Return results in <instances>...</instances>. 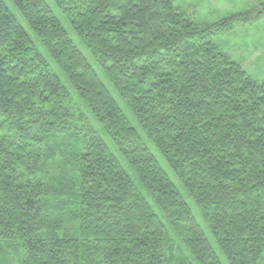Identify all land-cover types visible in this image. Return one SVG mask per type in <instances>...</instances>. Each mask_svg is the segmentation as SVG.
Segmentation results:
<instances>
[{"label":"trees","instance_id":"obj_1","mask_svg":"<svg viewBox=\"0 0 264 264\" xmlns=\"http://www.w3.org/2000/svg\"><path fill=\"white\" fill-rule=\"evenodd\" d=\"M10 1L87 112L0 0V264H224L48 2ZM51 1L226 264H264V81L210 39L264 0L209 26L172 0Z\"/></svg>","mask_w":264,"mask_h":264},{"label":"rangeland","instance_id":"obj_2","mask_svg":"<svg viewBox=\"0 0 264 264\" xmlns=\"http://www.w3.org/2000/svg\"><path fill=\"white\" fill-rule=\"evenodd\" d=\"M7 7L10 9L11 13L14 15L16 20L26 29L32 40L35 42L37 48L40 52L46 56L48 63L50 64V68L52 71L59 76L62 83L66 86L68 91L73 96L72 99L78 108L82 111L87 110L83 107V105L79 102V98L77 100V96L73 89L68 84L65 76L62 74L60 69L57 67L55 62L47 56L46 51L42 47L41 43L35 38L32 31L27 26L22 15L18 12V10L13 6L10 0H3ZM48 4L52 7L55 15L61 21L63 26L67 29L70 34V37L75 42L76 46L83 53L88 63L95 69L98 74L100 80L104 83L106 88L110 91L114 99L116 100L118 106L126 116L129 123L138 131V135L140 137L141 142L146 145L149 151L157 158L161 167L167 173L171 181L176 185L184 199L186 200L190 211L193 217L201 226L204 231L205 236L209 240V242L214 247V250L222 260L224 264H226L225 258L219 251L216 246L214 239L212 238L208 228L206 227L199 210L195 206L192 199L186 194L184 191L180 181L174 175V173L169 169L167 164L165 163L163 157L158 153L157 149L154 147V144L151 140L144 134L141 130L138 121L134 117V115L127 108L125 103L121 100V98L114 91L112 85L105 78L103 72L100 70L96 61L89 54L88 50L82 45L76 34L72 32L70 26L67 24V21L63 18L62 14H60L59 10L53 6L51 0H46ZM174 5L179 8L180 11H183L186 15H188L195 23L199 25L209 26L214 25L224 19L229 18L232 15L238 13H248L253 12L257 13V8L261 0H172ZM211 41L216 44L223 52L227 53L231 56V58L237 63L241 64L243 68L246 69L247 73L258 83H262L264 81V15L258 18L255 21L246 23L233 25L231 28L226 29L223 32H219L210 36ZM87 115V114H86ZM89 121H91L92 125L100 132V134L104 137L106 143L108 144L111 151L115 154L117 159L119 160L122 167L128 173V175L134 179L135 183L137 180L131 170L128 168L125 160L122 158L121 154L117 151L116 147L110 141V139L101 131V127L98 123H96L91 115L88 113ZM146 196V195H145ZM147 198V196H146ZM150 201V199H148ZM151 202V201H150ZM153 205V203L151 202ZM154 206V205H153ZM154 210L158 215H162L160 210L154 206Z\"/></svg>","mask_w":264,"mask_h":264}]
</instances>
